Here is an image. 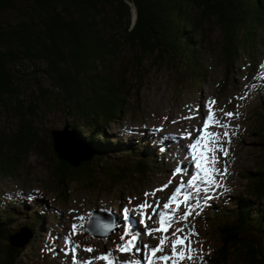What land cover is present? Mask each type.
Instances as JSON below:
<instances>
[{
  "label": "rangeland",
  "instance_id": "1",
  "mask_svg": "<svg viewBox=\"0 0 264 264\" xmlns=\"http://www.w3.org/2000/svg\"><path fill=\"white\" fill-rule=\"evenodd\" d=\"M128 3L133 23L136 9ZM196 40L206 77L192 74L185 62L155 63L151 56L141 65L139 82L126 72L132 87L127 106L104 128L112 140L132 144L133 152L93 163L96 177L81 174L59 182L51 131H73L72 117L61 108L44 109L35 120L40 151L23 157L13 174L0 168V216L11 218L2 224L12 232L27 228L34 237L30 249L42 264H144L159 247L162 264H213L221 244L218 223L235 200L249 196V176L264 166V27L251 43L242 40L229 73L220 24L205 21ZM133 52L123 46L124 67L135 59ZM26 66L21 73L29 94L37 89L39 73ZM18 122L17 114L0 110V134H14ZM142 151L152 154L151 164L145 173H133ZM126 163L131 171L113 180L110 168ZM94 209L113 218L117 230L102 237L88 232ZM131 219L140 224L132 228ZM249 230L256 234L257 225ZM141 238L145 246L137 242Z\"/></svg>",
  "mask_w": 264,
  "mask_h": 264
},
{
  "label": "trees",
  "instance_id": "2",
  "mask_svg": "<svg viewBox=\"0 0 264 264\" xmlns=\"http://www.w3.org/2000/svg\"><path fill=\"white\" fill-rule=\"evenodd\" d=\"M128 1L136 9L133 23ZM212 19L225 33L223 60L229 73L242 40L251 43L264 27V0H0V110L19 116L14 134H0L3 174H13L23 157L40 151L42 138L34 123L44 109L65 110L73 132L93 152L79 165L58 156L54 172L60 183L81 174L94 178L93 163L118 151L133 152L132 144L112 140L104 128V123L117 122L127 106L132 87L126 72L138 81L142 63L151 56L155 63L185 62L192 74L206 77L196 37ZM124 45L135 56L125 67L120 57ZM26 64L39 73L37 89L29 94L22 74ZM151 155L142 151L133 173H145ZM131 169L128 163L117 164L110 168L111 177L118 181ZM249 178V196L235 200L218 223L221 244L213 264L233 259L236 264H264V166ZM4 217L0 240L8 243L0 244V264H42L30 249L34 237L14 245L16 232L3 226L2 220L11 219ZM251 225H257L256 234Z\"/></svg>",
  "mask_w": 264,
  "mask_h": 264
},
{
  "label": "water",
  "instance_id": "3",
  "mask_svg": "<svg viewBox=\"0 0 264 264\" xmlns=\"http://www.w3.org/2000/svg\"><path fill=\"white\" fill-rule=\"evenodd\" d=\"M51 135L54 150L56 151L58 156L62 159L67 160L71 164L79 165L82 161L88 160L92 157L93 152L84 143L83 139H81V137L77 133L70 131L68 128L53 129L51 131ZM99 223L107 224L108 229L97 228L96 226H99ZM86 229L92 235L97 237H102L106 234L108 235L109 233L117 230L114 225V219L108 218L106 213L100 209H94L91 217L86 222ZM26 230L27 228L16 232L11 236L12 243L14 245H25L30 240V232H26Z\"/></svg>",
  "mask_w": 264,
  "mask_h": 264
},
{
  "label": "bare ground",
  "instance_id": "4",
  "mask_svg": "<svg viewBox=\"0 0 264 264\" xmlns=\"http://www.w3.org/2000/svg\"><path fill=\"white\" fill-rule=\"evenodd\" d=\"M196 153L197 152H190V154L191 155H193V157H195L196 156ZM199 158V157H198ZM194 161H196V159H192L191 160V162L190 163H193ZM184 165L185 166H192V164H189V161H185V163H184ZM182 166V165H181ZM195 171V165H194V168L192 169V171L191 172H194ZM201 182V180H198V183H200ZM199 185H201V184H199ZM131 222H133V225H132V228H134V225H138V224H140L139 222H138V220H134V219H131ZM97 228H103V229H105V228H107L108 229V226H107V224H105V223H99V226H96ZM137 231H142V228H138L137 227ZM106 232V231H105ZM139 241H141L142 242V244H143V246H145L144 245V240H143V238H141V239H139V240H137V242H139ZM150 246H152V245H150ZM154 246V245H153ZM160 251H161V249H160V247L155 251V252H153L152 251V254L149 256L150 257V259H148L149 261L148 262H144V264H162V263H160L158 260H157V256H160ZM80 253H82V252H80ZM143 258L145 259L146 257H145V255H143ZM146 260V259H145ZM94 262L96 263V262H100V261H97L96 259L94 260ZM98 264V263H97ZM101 264H105L103 261H101Z\"/></svg>",
  "mask_w": 264,
  "mask_h": 264
}]
</instances>
